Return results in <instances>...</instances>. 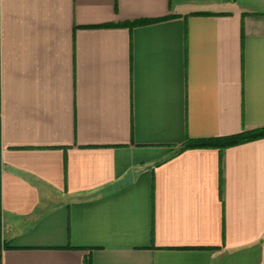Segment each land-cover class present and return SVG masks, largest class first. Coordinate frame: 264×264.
Wrapping results in <instances>:
<instances>
[{
    "label": "crops",
    "instance_id": "crops-1",
    "mask_svg": "<svg viewBox=\"0 0 264 264\" xmlns=\"http://www.w3.org/2000/svg\"><path fill=\"white\" fill-rule=\"evenodd\" d=\"M264 0H0V264H264Z\"/></svg>",
    "mask_w": 264,
    "mask_h": 264
},
{
    "label": "trees",
    "instance_id": "trees-1",
    "mask_svg": "<svg viewBox=\"0 0 264 264\" xmlns=\"http://www.w3.org/2000/svg\"><path fill=\"white\" fill-rule=\"evenodd\" d=\"M260 138H264V128L256 129L253 131H244L239 134L223 138L189 139L185 144L179 147L176 154H179L184 150L194 148H216L219 150H223L225 148H229Z\"/></svg>",
    "mask_w": 264,
    "mask_h": 264
}]
</instances>
